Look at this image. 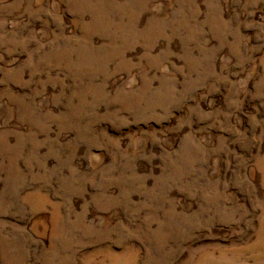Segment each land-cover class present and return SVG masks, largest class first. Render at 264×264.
<instances>
[{"label": "rangeland", "instance_id": "rangeland-1", "mask_svg": "<svg viewBox=\"0 0 264 264\" xmlns=\"http://www.w3.org/2000/svg\"><path fill=\"white\" fill-rule=\"evenodd\" d=\"M0 264H264V0H0Z\"/></svg>", "mask_w": 264, "mask_h": 264}]
</instances>
